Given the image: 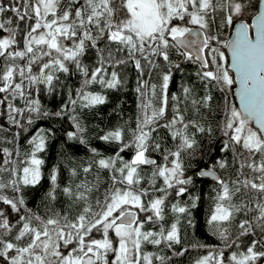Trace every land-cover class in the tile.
I'll return each instance as SVG.
<instances>
[{
    "label": "snow or ice",
    "instance_id": "obj_1",
    "mask_svg": "<svg viewBox=\"0 0 264 264\" xmlns=\"http://www.w3.org/2000/svg\"><path fill=\"white\" fill-rule=\"evenodd\" d=\"M224 28L234 30L233 39L227 42L221 39ZM65 41H72L71 46ZM222 48L231 51L230 68ZM89 50H94L96 57L92 68L84 63ZM0 58L5 61L0 66V93L25 99L26 110L35 118L62 117L68 107L55 113L42 111L40 101L32 98L34 86L43 85L52 93L60 81L59 73L68 75L74 66L83 81L75 99L69 92L72 111L78 101L83 108H94L105 104L107 97L85 89L92 84L107 89L123 87L126 80L117 69L131 64L137 73L135 91L142 116L132 130L131 141H124L120 129L100 137L107 143H119L120 152L134 148L135 155L130 161L119 153L99 158L97 167L110 172L111 183L94 204L91 197L99 192L98 175L94 184L82 182L75 190L62 189L73 203L83 201L80 213L71 219L60 213L44 219L26 207L23 195L9 198L0 194V202L11 211L20 213L23 209L27 213L20 216L23 223L14 233L8 216L0 209V264H169L171 256L143 254L145 244L157 248L163 245L173 255H184L186 247H175L182 241L179 218L168 229L161 226L159 232L144 229V224L154 218L163 220L165 201L154 198L145 203L148 189L138 188L143 179L142 166H152L153 187L156 178H163L166 187L158 191L180 185L176 196H183L187 186L193 184L186 169L203 154L197 134L213 137L212 127L202 123V117L185 119L187 103L190 101L199 114L211 109L213 88L226 98L237 83L235 95L240 107L225 100L226 119L220 129L226 137L222 151L232 152L231 166L238 165L237 177L225 181L220 175L219 170L230 167L223 158L212 161L197 176L211 178L220 186L209 224L224 247L235 245L239 250L243 238L252 237L245 251L232 252V264H264V0H8L7 4L0 0ZM186 62L198 65L195 75L206 94L195 98L193 87L181 84L182 95L171 96L173 114L165 120L170 83L176 73H183ZM153 78L159 83H152ZM157 98L158 106H153L152 100ZM8 108L12 122L22 127L12 113L22 115L25 109L12 103ZM34 117L28 118L29 124ZM71 119L76 131L67 134L69 139L85 143V129L76 116ZM161 128L177 142L174 148L162 145L152 135ZM47 137L48 133L42 132L30 141L32 151L22 175L14 168L4 169L10 177L7 182L0 177V192L11 188L21 193L22 188L40 183L44 161L38 153L45 151ZM91 151L99 155L96 149ZM3 152L12 155L7 148ZM150 152L161 154L165 163L150 158ZM91 170V166L83 168L84 173ZM57 175L55 170L50 175L49 201L57 198ZM191 199L190 207L195 208L199 197ZM132 208L152 215L140 220ZM172 211L191 216L187 205L174 204ZM240 215L245 218L236 224L238 231L233 237L230 228ZM188 224L194 227L191 219ZM94 230L101 232L103 239L93 238ZM110 232L114 236L110 237ZM196 264H226V258L223 251L210 252Z\"/></svg>",
    "mask_w": 264,
    "mask_h": 264
},
{
    "label": "trees",
    "instance_id": "obj_2",
    "mask_svg": "<svg viewBox=\"0 0 264 264\" xmlns=\"http://www.w3.org/2000/svg\"><path fill=\"white\" fill-rule=\"evenodd\" d=\"M7 4L8 0H4ZM258 10V8L256 9ZM22 23V22H21ZM23 26V25H22ZM222 41H227L230 36L231 28L221 29ZM6 35V33L4 34ZM66 44L71 46L72 41H65ZM22 47V44H21ZM224 51V49H221ZM45 59H48L45 57ZM95 53L94 50H89L88 54L84 57V63L90 68L95 66ZM5 63L4 58H1V66ZM18 64H23L24 61H16ZM34 66V71H36ZM183 73H176L173 76V80L170 83L169 92V108L165 114V120L170 119L173 114L174 102L171 100V96L182 95L181 84L191 85L193 87V95L195 98L202 97L206 94V90L200 84L195 73L198 70V65L192 62H186L182 65ZM121 73L122 78L126 80L123 87L118 89L103 88L100 84H92L87 87L85 91L92 93H99L107 97V102L103 105L96 106L94 108H83L78 101L75 111H72V105L69 99V92L71 90V98L75 99L77 91L81 88L83 78L78 70L74 66L71 68V73L65 75L59 73L60 81L56 87V90L49 93L43 85L34 86L32 88V98L38 99L42 105V111L49 113H55L67 105L68 111L62 116L57 117L49 115L47 117L35 118L34 114L29 113L26 110L25 99L15 98L13 99L7 93H1L3 98L2 106L0 107V177L5 179V182L10 177L9 172L4 169L14 168L22 175V168L26 166L25 161L29 158V154L32 151V145L30 141L40 133H48L46 149L43 152L38 153V158L42 159L44 163L41 165L42 178L40 183L35 187L22 188L21 193H15L11 188H6L0 194L8 196L9 198L17 195H23L26 207L32 212L46 219L53 216L55 213H60L61 217L67 215L69 219L78 215L82 209L83 201L73 203V201L66 196L62 189L70 187L76 189L82 182L84 183H96L97 175L99 176V192L92 193V202L94 204L95 199L100 197L106 188L110 186V172L108 170L99 169L97 167V161L99 158L114 157L117 153L125 161H130L135 155V149L129 147L125 151L120 152L119 143H107L100 139L109 131L120 129L123 131V139L125 142L132 140V130L137 126V122L142 118L141 109L138 106L140 101L138 100V94L135 91L136 88V76L137 73L134 67L129 64L127 66H121L117 69ZM2 74V67L0 70ZM232 75V73H231ZM152 83H159L157 79L153 78ZM27 86V81H25ZM213 95V105L211 109H203L201 113L194 112L191 102L188 101L185 111V119L196 118L206 125H210L213 129L212 139H208L206 136L197 134V139L200 141L203 148V154L198 155L192 160L191 166L186 169L187 176L193 178V184L187 186V192L183 196H176V190L180 185H176L174 188L167 189L166 192L158 191V189L166 187L164 185L163 178H156L154 181L152 177V166H142L143 179L141 180L138 188L148 189V196L144 197L145 203L154 198H163L164 203V218L163 220H156L153 222H146L144 224L145 230H151L159 232L161 226L165 229L170 228L172 223H175L179 218L178 227L180 229L182 241L181 245H176V249L186 247L188 249L184 255L176 256L172 252L163 247L157 248L151 244H145L142 247L143 254L165 255L171 256L169 264H196L197 260L209 255L210 252L219 253L223 251L226 258V264H232L230 256L233 251L242 252L246 250V247L251 242L252 237L248 236L243 238V243L240 249H236L235 245L230 248L224 247L220 239L213 234V225L209 224L211 215L215 210L217 203L216 194L219 190V185L212 180L204 179L197 176V173L208 166H211L212 161L223 158L226 159L230 167L228 169L219 170L220 175L225 181L235 180L237 177L236 166H231L233 162V154L231 151H222L223 144L226 137L223 136L220 131L225 117V100L235 105L233 96L229 91L227 97L219 90L213 88L211 90ZM8 96V99H4ZM159 96V88H157V97ZM147 99V98H145ZM12 103L14 107L25 109L22 115L16 116V119L20 121L22 127H17L10 119V110L8 104ZM158 98L152 100L153 106H158ZM236 106V105H235ZM181 107L185 105L182 103ZM237 107V106H236ZM151 109H149V112ZM33 116V123H28V118ZM72 116H76L81 126L85 129L82 134V138L85 143H80L79 140L69 139L68 133L75 132L76 128L74 122L71 119ZM156 136L162 145H166L168 148H174L176 141L171 139L170 134L166 129H159L158 133H152ZM7 148L12 155L6 156L3 149ZM96 149V153H93L91 149ZM150 157L157 160L158 163L163 164V156L157 152H150ZM10 161L11 163H5ZM91 166V172L84 173L83 168ZM58 173L57 183V198L54 201L46 199V194L52 188L50 175L53 171ZM75 170L76 175H73ZM247 171V170H246ZM192 197H199L196 201V207L191 208ZM179 204L180 206H189L191 216H180L172 211V206ZM0 209H3L8 216V219L13 225V231L19 229L23 223L20 220V216L26 215L23 209L20 213L13 212L10 207L3 205L0 202ZM137 210L140 220H145L151 212H141ZM242 215L238 216L236 222L231 226L230 231L235 237L237 234L236 224L240 219H243ZM188 219H191L194 223V227L188 224ZM37 222L33 221L35 225ZM110 237L114 236V233L110 232ZM93 238L103 239L101 232H93ZM203 244L205 247H199ZM193 245H197L193 247ZM71 247V246H70ZM67 251V250H65ZM111 259V256H110ZM143 264V261L141 262ZM154 264H159L158 261H154Z\"/></svg>",
    "mask_w": 264,
    "mask_h": 264
},
{
    "label": "water",
    "instance_id": "obj_3",
    "mask_svg": "<svg viewBox=\"0 0 264 264\" xmlns=\"http://www.w3.org/2000/svg\"><path fill=\"white\" fill-rule=\"evenodd\" d=\"M233 37H234V30L232 29V31H231V35H230V37L228 38L227 41L233 39ZM225 52H226L227 57H228V65H229V68H230V64H231V51H230L229 49H225ZM0 66H1V58H0ZM0 70H1V67H0ZM232 73L234 74V77H235V72H232ZM238 88H239V85H238V83H237L236 86H235V88H234V91H233V96H234V99H235V103H236V105H237V107H238V109H239V107H240V100H239L238 95H235V93H236V91L238 90ZM0 101H3V98H2L1 93H0ZM2 103H3V102H2ZM2 103H0V107L2 106ZM150 158L154 159L153 157H150ZM204 179L212 180L211 178H204ZM212 181H213V180H212ZM131 211H133V210H131ZM133 212H136V211H133ZM136 213H137V212H136Z\"/></svg>",
    "mask_w": 264,
    "mask_h": 264
},
{
    "label": "flooded vegetation",
    "instance_id": "obj_4",
    "mask_svg": "<svg viewBox=\"0 0 264 264\" xmlns=\"http://www.w3.org/2000/svg\"><path fill=\"white\" fill-rule=\"evenodd\" d=\"M231 30H232V28H231ZM230 34H231V33H230ZM224 53H225V57H226V59H227V61H228V57H227V54H226V52H225V49H224ZM231 73H232V72H231ZM232 75H233V77H234V74H233V73H232ZM235 86H236V84L233 86V89L230 91L231 94H232V96H233V91H234ZM233 99H234V96H233ZM234 103H235V99H234ZM235 105H236V103H235Z\"/></svg>",
    "mask_w": 264,
    "mask_h": 264
},
{
    "label": "bare ground",
    "instance_id": "obj_5",
    "mask_svg": "<svg viewBox=\"0 0 264 264\" xmlns=\"http://www.w3.org/2000/svg\"><path fill=\"white\" fill-rule=\"evenodd\" d=\"M155 159V158H154ZM156 160V159H155ZM187 173V172H186ZM187 176V175H186Z\"/></svg>",
    "mask_w": 264,
    "mask_h": 264
}]
</instances>
